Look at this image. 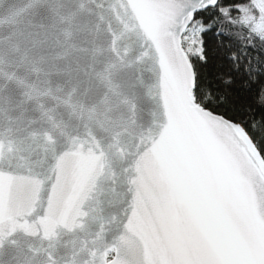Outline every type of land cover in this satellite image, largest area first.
<instances>
[{
    "label": "snow or ice",
    "instance_id": "snow-or-ice-1",
    "mask_svg": "<svg viewBox=\"0 0 264 264\" xmlns=\"http://www.w3.org/2000/svg\"><path fill=\"white\" fill-rule=\"evenodd\" d=\"M0 264H264V0H0Z\"/></svg>",
    "mask_w": 264,
    "mask_h": 264
}]
</instances>
